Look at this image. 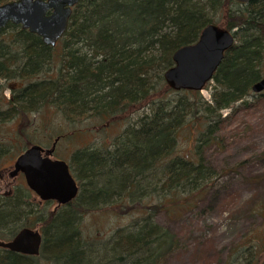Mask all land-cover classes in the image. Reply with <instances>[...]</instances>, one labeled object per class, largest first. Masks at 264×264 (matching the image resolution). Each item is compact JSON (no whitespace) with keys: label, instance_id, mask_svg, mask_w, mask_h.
Segmentation results:
<instances>
[{"label":"trees","instance_id":"16d2710c","mask_svg":"<svg viewBox=\"0 0 264 264\" xmlns=\"http://www.w3.org/2000/svg\"><path fill=\"white\" fill-rule=\"evenodd\" d=\"M209 22L234 28L235 41L211 76L210 99H204L198 90L172 89L162 74L173 63V51L197 40ZM263 76L264 0H79L55 46L7 23L0 28V126L47 104L69 122L91 115L125 119L136 108L148 109L110 143L71 151L67 162L79 182L72 201L48 210V201H31L25 189L1 196L0 238L38 223L39 252L53 264H162L177 240L155 213L183 212L205 193L217 170L202 157L200 144L215 141L223 108L260 98L263 90L254 92L251 85ZM183 124L194 130L192 154L177 147ZM1 137L0 131V155L18 135L10 143ZM118 202L139 213L109 237L111 243L100 242L112 253L99 259L92 251L100 247L82 236L78 219L100 204ZM253 211L261 224L240 237L223 264H264V203ZM0 248V264H34L35 255Z\"/></svg>","mask_w":264,"mask_h":264},{"label":"rangeland","instance_id":"374dc122","mask_svg":"<svg viewBox=\"0 0 264 264\" xmlns=\"http://www.w3.org/2000/svg\"><path fill=\"white\" fill-rule=\"evenodd\" d=\"M212 84L213 80L200 88L204 99H210ZM3 94L9 96L11 93L8 88H4ZM170 96L175 94L170 93ZM258 96L246 97L250 105L238 101L232 107L223 108L216 120L219 124L215 141L200 144L202 157L216 168L217 175L197 203L177 214L164 209L155 213L156 222L168 229L177 240L176 249L162 264H223L240 237L261 224L262 218L253 208L264 203V90L260 98ZM147 109V105L136 108L128 112L125 119L119 115V119L115 115L114 120L91 115L69 122L59 109L47 104L36 107L35 111L31 110L25 116L18 114L4 121L0 126L1 139L10 143L13 141L12 136L17 134L18 137L14 144H7L5 154L0 155V195L7 192L10 184L21 180L20 176L10 177L8 172L17 154L28 145L39 143L47 148L55 136L65 133L57 139L53 156L68 161L75 148L83 145L99 147L110 143L126 123L133 122ZM192 131L190 125L183 124L177 132L179 152L192 154ZM115 200L116 196L112 198V201ZM53 205V202L48 204V210ZM99 206L102 207L89 210L78 219L82 236L100 247V250L95 248L96 251H92L93 255H98L97 258L101 254L112 253L106 249V245L102 247L104 244L100 242L110 241L112 238L109 237L119 227L131 224L139 213L133 208L127 212V207L119 202L116 206L110 203ZM19 222H15L14 226ZM38 226L36 223L32 227ZM3 227V231H6L7 228ZM6 236L0 239L8 240L6 238L9 235ZM31 263L53 264L47 253L43 252L35 255ZM120 264H124V261Z\"/></svg>","mask_w":264,"mask_h":264},{"label":"water","instance_id":"95a60500","mask_svg":"<svg viewBox=\"0 0 264 264\" xmlns=\"http://www.w3.org/2000/svg\"><path fill=\"white\" fill-rule=\"evenodd\" d=\"M79 0H9L0 3V28L7 23L19 24L35 32L43 43L55 46L68 27L72 7ZM246 4L249 0H231ZM234 28L228 29L213 22L206 24L197 40L177 47L171 55L172 65L162 76L172 89L200 90L211 81L224 52L235 41ZM256 91L264 90V76L251 85ZM58 137L49 147L32 143L18 153L13 161L10 175L21 171L26 182L39 199H53L56 205L72 201L79 185L70 171L69 163L53 156ZM42 233L33 227L22 226L9 240L0 239V246L18 253L39 254Z\"/></svg>","mask_w":264,"mask_h":264},{"label":"flooded vegetation","instance_id":"af4514ba","mask_svg":"<svg viewBox=\"0 0 264 264\" xmlns=\"http://www.w3.org/2000/svg\"><path fill=\"white\" fill-rule=\"evenodd\" d=\"M52 142V141H51ZM53 153V152H52ZM13 164V163H12ZM11 164V166H12V168H13V165ZM11 168V169H12ZM10 169V170H11ZM10 170H9V176L10 177H14V176H20L21 177V180L20 181H16V182H13L12 184H10L9 186H8V190H7V192H3L2 193V195H0V200H1V198L2 197H7V196H13V195H17V190L18 189H25L26 191H27V194L29 195V197L28 198H30V200L31 201H35V202H37V203H42L43 204V202L44 201H48L49 202V204L51 203V202H53V207H52V209L53 210H55L56 209V207H58V205H56V203H55V201L53 200V199H51V200H44V199H39V197L36 195V193L30 188V187H27L26 186V182H25V178H24V176H23V174H22V172L19 170V171H17V173L16 174H13V175H10ZM2 196V197H1ZM40 231V230H39ZM41 233H42V230L40 231ZM11 238V237H10ZM6 249V248H5ZM7 251H8V249H6ZM10 250V249H9ZM18 253V252H17ZM24 254V253H23ZM26 255H28V254H26ZM32 255V254H31ZM30 255V256H31Z\"/></svg>","mask_w":264,"mask_h":264}]
</instances>
